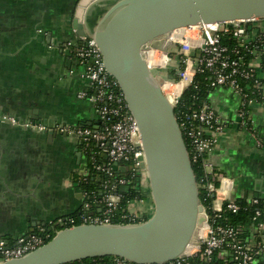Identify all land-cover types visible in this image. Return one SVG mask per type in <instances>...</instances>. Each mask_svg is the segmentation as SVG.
<instances>
[{"label": "crops", "instance_id": "obj_1", "mask_svg": "<svg viewBox=\"0 0 264 264\" xmlns=\"http://www.w3.org/2000/svg\"><path fill=\"white\" fill-rule=\"evenodd\" d=\"M106 1L86 10L87 35L104 12L99 9ZM77 2L0 0V238L10 244L28 235L35 225V229L43 227L42 222L48 224L83 207L76 178L85 172L76 156L78 139L35 135L1 120L4 114L20 121L36 115L46 122L99 125L94 104L78 96L88 87L83 67L65 53L67 43L80 39L72 23ZM257 72L263 93L251 107L252 129L239 114L240 94L218 87L209 95L210 105L225 125L207 158L219 176L217 207L225 201L264 197V66ZM53 162L60 165V174L52 169ZM54 187L60 190H51ZM148 187L147 183L144 188ZM149 193L130 203L131 211L150 215L153 201ZM247 236L255 240L264 233L252 226ZM258 262L264 264V254Z\"/></svg>", "mask_w": 264, "mask_h": 264}, {"label": "built area", "instance_id": "obj_2", "mask_svg": "<svg viewBox=\"0 0 264 264\" xmlns=\"http://www.w3.org/2000/svg\"><path fill=\"white\" fill-rule=\"evenodd\" d=\"M165 42L169 45L174 43L176 46L166 50L150 48L145 51V59L150 68L161 72L166 69L167 72L163 73L174 78L173 81L166 80L162 87L175 107L179 104L184 90L192 83L194 75L197 72H207L211 75L213 89L225 87L241 95L239 114L245 126L253 128L251 107L263 93V81L257 69L264 66V18L190 25L175 30ZM68 45L73 47V53L83 67L87 88H90L83 90L78 96L94 104L99 115V125L93 127L61 122L44 123L33 119L20 121L18 117L10 115L5 118L13 125L76 136L80 144H85L83 148L86 153V148L93 143L98 150L91 152L92 167L85 170L81 176L82 182L88 181L91 170L103 172L108 179L114 176L115 170L130 171V177L120 176L112 183L106 182L105 191L99 196L86 189L82 191V223H112V218L123 200L117 188L131 186L130 183L136 177L139 186L144 187L148 183L145 153L139 145V127L128 109L118 81L107 71L95 39L85 34L80 36L75 45L72 42ZM173 70H176V76H172ZM179 124L192 147V161L213 150L225 126L221 116L209 103L184 113ZM204 168L212 176L206 185L207 196L216 198L219 186L215 185V180H219V176L208 161H204ZM135 200L141 199L128 201L130 214L123 215L131 223L144 221L153 213L148 215L131 211L129 205ZM259 202V197L251 200L255 205ZM240 207L237 201H229L227 204V209L233 212H237ZM205 210L209 220L201 231L199 243L187 255L155 263H134L114 257L109 264H259L258 260L264 254V236L249 240L247 233L252 226L260 234L264 233V208H256L252 223L246 227L220 222L223 205L217 207L214 201V217L208 213L206 207ZM59 224L60 229L67 228L76 225V219L68 216L65 220L60 219ZM38 228L40 232H30L18 238L14 244L0 238V263L21 257L47 243L50 234L42 233L45 231L44 226Z\"/></svg>", "mask_w": 264, "mask_h": 264}, {"label": "water", "instance_id": "obj_3", "mask_svg": "<svg viewBox=\"0 0 264 264\" xmlns=\"http://www.w3.org/2000/svg\"><path fill=\"white\" fill-rule=\"evenodd\" d=\"M102 1L105 0H78L72 20L78 36L87 34L86 10ZM257 17L264 18V0H115L111 3L89 33L138 123L153 213L141 222L80 223L61 228L42 246L0 264H65L103 256L155 263L187 255L199 243L209 215L200 199L175 105L163 91V83L174 78L150 68L145 51L175 47L165 40L179 28ZM30 119L39 118L31 115ZM46 134L52 138L61 133ZM77 156L79 160L81 153ZM66 217L59 218L55 225Z\"/></svg>", "mask_w": 264, "mask_h": 264}, {"label": "trees", "instance_id": "obj_4", "mask_svg": "<svg viewBox=\"0 0 264 264\" xmlns=\"http://www.w3.org/2000/svg\"><path fill=\"white\" fill-rule=\"evenodd\" d=\"M225 42L227 41L226 36L224 38ZM176 76V70L172 71V76ZM90 90V88H87ZM213 90L211 87V75L207 72H197L194 75L192 83L184 90L179 104L175 107V112L177 115V118L179 122H181L182 115L184 113H189L192 110L204 105L205 103H209V95L210 92ZM261 99L262 96H259ZM210 104V103H209ZM86 126V125H84ZM185 142L187 144V147L189 149V152L191 153V156H193V150L190 145L189 139L185 135ZM85 148V144H81ZM98 148L92 143L87 148V155L90 158V164L89 168L92 167L91 159L93 158V154L91 152L97 151ZM99 157V155H98ZM97 157V158H98ZM208 153L202 154L196 161H192L193 169L199 184V193H200V199L201 202L206 207L209 214L213 215L214 211L212 210L213 201L215 199L214 196H207L206 191V185L210 182L212 179V176L207 174L205 172L204 168V161H208ZM120 176H128L130 177V171H122V170H115L114 176L112 178H109L105 176V174L102 172H97L94 170H91L89 172V178L87 182L82 183L83 189H86L91 192H95L97 196L100 195V193H104V184L106 182L112 183L117 177ZM108 180V181H107ZM219 180H215V185L219 186ZM131 186H119L117 190L122 194L123 200L121 207L116 211L112 218V223H131L128 218H124L123 215H129L130 211L128 209V201L130 202L133 199H144L146 196L145 194L150 192L149 187L144 188L138 185V179L137 177L132 180L130 183ZM259 204L255 205L251 203V201H237L241 207L237 212H233L229 209H227V204L229 201H225L223 203V211L221 213V217L219 218L220 222L225 223H231L234 225H241V226H249L252 223V217L257 207L264 208V197H259ZM80 212H74L69 214L68 216L74 217L76 219V224L82 223ZM96 214L97 210H96ZM214 217V215H213ZM45 231L42 232L43 234L49 233L50 238L48 240H51L52 237L55 235V231H53L50 227V225L44 226ZM34 232H40L39 228H36ZM114 259V256H103V257H94V258H86L83 260H78L74 262H69L65 264H75V263H82V264H109Z\"/></svg>", "mask_w": 264, "mask_h": 264}, {"label": "flooded vegetation", "instance_id": "obj_5", "mask_svg": "<svg viewBox=\"0 0 264 264\" xmlns=\"http://www.w3.org/2000/svg\"><path fill=\"white\" fill-rule=\"evenodd\" d=\"M112 1L113 0H110V1H106V2H104V3H102V4H104V5H101V7H100V9H99V11H101V10H104V9H106L107 7H108V5H110L111 3H112ZM76 42V41H75ZM75 42H72V44L73 45H75L76 43ZM68 44V43H67ZM67 49L65 50V53H67L68 55H70L72 58H75V60H78L76 57H75V55H74V53H73V47L71 46H67L66 47ZM7 115L6 114H4V115H2L1 116V120L2 121H4V122H9L10 124H12L9 120H7V118H5ZM13 125V124H12ZM13 126H15V125H13ZM18 127H21V129H24V130H27V131H29V132H31L32 134H35V135H38V134H43V135H46V133H49L48 131H37V130H34V129H30V128H26V127H23V126H18ZM62 134V133H61ZM78 152H80L81 153V158H80V162L83 164V168L85 169V170H87L88 169V166H89V164H90V158H89V156L87 155V153L85 152V150H84V148H83V146H81V144H80V142H79V145H78V147H77V153ZM77 153H76V156H77ZM78 157V156H77ZM84 170V171H85ZM83 175V174H82ZM78 182H79V186L81 187V189H82V191H83V187H82V180H81V177L78 179ZM84 197V196H83ZM68 217V216H67ZM59 219V218H58ZM58 219H56L55 221H57ZM55 221H52V222H49L47 225H50V227H51V229L53 230V231H57L58 229H59V227H60V224L58 225H55Z\"/></svg>", "mask_w": 264, "mask_h": 264}, {"label": "rangeland", "instance_id": "obj_6", "mask_svg": "<svg viewBox=\"0 0 264 264\" xmlns=\"http://www.w3.org/2000/svg\"><path fill=\"white\" fill-rule=\"evenodd\" d=\"M163 72H167V70L166 69H164V71ZM52 169L55 171V172H58L59 174H60V165L58 164V163H56V162H53L52 163ZM76 178L77 179H79V176H76ZM50 187V186H49ZM56 190V192H58L60 189H59V187H54L53 189L51 188V190H53V191H55ZM60 229V228H59ZM57 231H55V233H56Z\"/></svg>", "mask_w": 264, "mask_h": 264}]
</instances>
